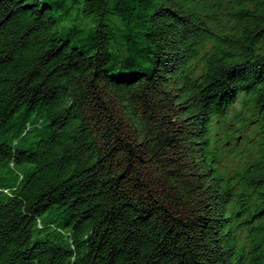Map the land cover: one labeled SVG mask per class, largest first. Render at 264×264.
<instances>
[{"label": "trees", "instance_id": "trees-1", "mask_svg": "<svg viewBox=\"0 0 264 264\" xmlns=\"http://www.w3.org/2000/svg\"><path fill=\"white\" fill-rule=\"evenodd\" d=\"M0 264H264V0H0Z\"/></svg>", "mask_w": 264, "mask_h": 264}]
</instances>
